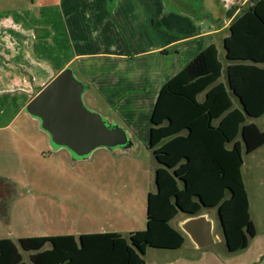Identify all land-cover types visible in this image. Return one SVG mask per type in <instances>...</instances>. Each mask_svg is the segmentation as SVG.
Instances as JSON below:
<instances>
[{"label": "trees", "instance_id": "trees-1", "mask_svg": "<svg viewBox=\"0 0 264 264\" xmlns=\"http://www.w3.org/2000/svg\"><path fill=\"white\" fill-rule=\"evenodd\" d=\"M228 32L223 39L226 83L219 81L222 63L210 45L158 93L149 148L160 167L156 191L147 196L145 229L127 236H41L17 243L0 239V264H26L21 251L31 252V264H145L148 248L176 250L183 245L184 235L172 225L179 214L197 215L206 208L216 209L228 252L247 247L256 231L241 167L243 153L264 145V133L247 122L264 115V0ZM46 245L50 247L44 249Z\"/></svg>", "mask_w": 264, "mask_h": 264}, {"label": "crops", "instance_id": "crops-1", "mask_svg": "<svg viewBox=\"0 0 264 264\" xmlns=\"http://www.w3.org/2000/svg\"><path fill=\"white\" fill-rule=\"evenodd\" d=\"M258 1L234 0L232 13L223 17V0H212L208 19L203 13L199 18L177 13L162 0H0V104L4 109L0 112L9 107L25 111L62 71L70 69L84 85L83 102L88 108L122 126L136 146L139 143L135 139L146 143L143 158L155 183L160 165L149 148V129L161 87L210 45L216 47L222 63L219 81L226 83L229 63L224 58L223 39L229 34V26ZM203 97L199 95L198 100ZM234 107H238L237 102ZM263 116L247 122L264 133L256 124ZM12 120L1 130L9 129ZM9 138L11 142L29 143L15 132ZM263 149L264 145L250 154ZM145 227L146 217L127 231L130 234ZM98 233L114 232L44 236L78 238Z\"/></svg>", "mask_w": 264, "mask_h": 264}, {"label": "rangeland", "instance_id": "rangeland-1", "mask_svg": "<svg viewBox=\"0 0 264 264\" xmlns=\"http://www.w3.org/2000/svg\"><path fill=\"white\" fill-rule=\"evenodd\" d=\"M162 1L182 15L200 11L211 19L212 0ZM223 6L222 16L227 17L235 2L223 0ZM88 109L105 118L99 111ZM3 110L0 104V111ZM26 114L16 107L0 112V127L13 118L9 129L0 128V239L17 243L20 238L79 231H108L127 236L128 229L139 226L140 219L146 217L147 195L155 192L154 176L143 158L146 143L135 139L139 145L128 156H111L97 150L89 160L71 164L68 152L64 149L53 152L47 136ZM256 124L264 130V116ZM14 132L29 143L9 141ZM25 145L28 147L23 149ZM242 157L241 173L249 199V216L256 230L247 247L228 252L216 209H208L207 214L214 223L213 246L197 249L185 236L183 245L176 250L148 248L144 255L146 264H264V149L243 153ZM204 212L205 209L200 213ZM183 218L179 214L172 225L178 229L177 224ZM49 247L46 245L44 249ZM21 253L23 261L31 264V252Z\"/></svg>", "mask_w": 264, "mask_h": 264}, {"label": "water", "instance_id": "water-1", "mask_svg": "<svg viewBox=\"0 0 264 264\" xmlns=\"http://www.w3.org/2000/svg\"><path fill=\"white\" fill-rule=\"evenodd\" d=\"M83 95V83L70 69H65L26 106L25 112L48 137L50 149L66 150L72 163L88 160L97 150L118 154L134 152L137 146L129 133L108 117L89 110ZM208 209L212 208H206L202 214H182L184 218L177 224L197 249H206L215 243L214 223L207 214ZM217 219L220 224L218 216Z\"/></svg>", "mask_w": 264, "mask_h": 264}, {"label": "flooded vegetation", "instance_id": "flooded-vegetation-1", "mask_svg": "<svg viewBox=\"0 0 264 264\" xmlns=\"http://www.w3.org/2000/svg\"><path fill=\"white\" fill-rule=\"evenodd\" d=\"M201 13H202V12L199 11V12H198V15L201 14ZM201 16H203V15L201 14Z\"/></svg>", "mask_w": 264, "mask_h": 264}]
</instances>
